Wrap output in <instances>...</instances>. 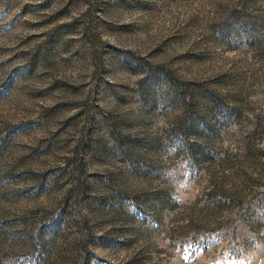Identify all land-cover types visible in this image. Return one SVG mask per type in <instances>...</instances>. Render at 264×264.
I'll return each mask as SVG.
<instances>
[{
    "label": "rangeland",
    "instance_id": "374dc122",
    "mask_svg": "<svg viewBox=\"0 0 264 264\" xmlns=\"http://www.w3.org/2000/svg\"><path fill=\"white\" fill-rule=\"evenodd\" d=\"M0 264H264V0H0Z\"/></svg>",
    "mask_w": 264,
    "mask_h": 264
}]
</instances>
